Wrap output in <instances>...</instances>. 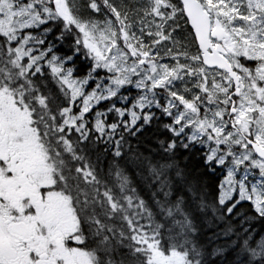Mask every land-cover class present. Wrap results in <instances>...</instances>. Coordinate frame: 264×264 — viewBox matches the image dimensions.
Listing matches in <instances>:
<instances>
[{
    "label": "snow or ice",
    "instance_id": "obj_1",
    "mask_svg": "<svg viewBox=\"0 0 264 264\" xmlns=\"http://www.w3.org/2000/svg\"><path fill=\"white\" fill-rule=\"evenodd\" d=\"M0 264H264V0H0Z\"/></svg>",
    "mask_w": 264,
    "mask_h": 264
}]
</instances>
